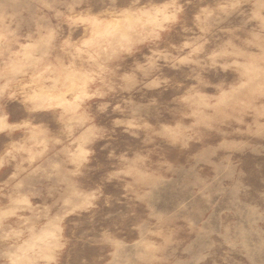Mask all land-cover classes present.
<instances>
[{"label": "rangeland", "instance_id": "rangeland-1", "mask_svg": "<svg viewBox=\"0 0 264 264\" xmlns=\"http://www.w3.org/2000/svg\"><path fill=\"white\" fill-rule=\"evenodd\" d=\"M0 264H264V0H0Z\"/></svg>", "mask_w": 264, "mask_h": 264}]
</instances>
